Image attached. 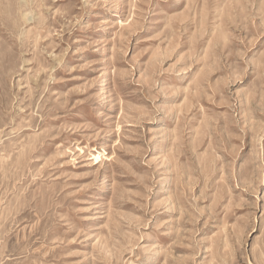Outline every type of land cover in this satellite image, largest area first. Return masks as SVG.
Returning a JSON list of instances; mask_svg holds the SVG:
<instances>
[{
    "label": "rangeland",
    "instance_id": "1",
    "mask_svg": "<svg viewBox=\"0 0 264 264\" xmlns=\"http://www.w3.org/2000/svg\"><path fill=\"white\" fill-rule=\"evenodd\" d=\"M0 264H264V0H0Z\"/></svg>",
    "mask_w": 264,
    "mask_h": 264
}]
</instances>
